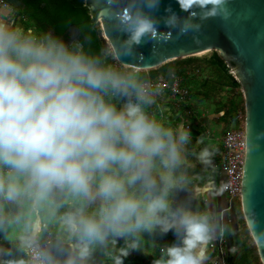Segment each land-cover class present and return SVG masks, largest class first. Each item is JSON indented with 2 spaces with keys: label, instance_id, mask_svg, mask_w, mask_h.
Wrapping results in <instances>:
<instances>
[{
  "label": "clouds",
  "instance_id": "1",
  "mask_svg": "<svg viewBox=\"0 0 264 264\" xmlns=\"http://www.w3.org/2000/svg\"><path fill=\"white\" fill-rule=\"evenodd\" d=\"M176 2L183 15L158 16L161 0H91L119 34L98 52L0 10V264H125L148 249L153 264H209L233 234L198 191L230 187L215 183L218 149L157 118L163 89L137 51L173 34L199 44L204 22L230 18V0ZM248 219L255 231L251 208ZM170 231L171 244L144 237Z\"/></svg>",
  "mask_w": 264,
  "mask_h": 264
},
{
  "label": "water",
  "instance_id": "2",
  "mask_svg": "<svg viewBox=\"0 0 264 264\" xmlns=\"http://www.w3.org/2000/svg\"><path fill=\"white\" fill-rule=\"evenodd\" d=\"M8 7L17 9L19 0H0ZM202 0H188L189 5L200 4ZM171 7L183 15L176 0H161L156 13L166 15L165 9ZM231 16L228 20L212 19L204 22L198 34L200 43L193 42L192 34L176 36L167 43L154 45L145 43L137 49L142 52L148 66L144 70L154 69L170 60L201 55L217 51L228 64L230 73L240 83L246 108L244 131L246 153L243 167L240 202L243 217L257 246L262 264H264V141H257L255 135L264 130V0H230ZM98 17H95L94 24ZM164 30V25H160ZM66 33L78 35L79 30L71 26ZM101 41L105 45L110 36L115 39L118 33L110 32L105 23L102 25ZM259 143V148L252 144ZM249 208L254 213L257 228L252 231L248 219Z\"/></svg>",
  "mask_w": 264,
  "mask_h": 264
},
{
  "label": "trees",
  "instance_id": "3",
  "mask_svg": "<svg viewBox=\"0 0 264 264\" xmlns=\"http://www.w3.org/2000/svg\"><path fill=\"white\" fill-rule=\"evenodd\" d=\"M78 5V2L73 3L71 0L70 2L33 0L27 10L12 11L19 24L51 31L61 37L66 35L69 27L74 26L86 37L87 44L98 52L102 44L96 31H92V18L88 14H81L78 8H75ZM144 71L150 74L154 81L163 80L169 84L174 80L179 81V95H174L169 90L165 91L166 97L172 101V117L180 116L173 124L179 120L194 122L191 112H197L200 108L206 111L211 108L217 116L216 126L221 127L224 134L233 128V125L237 129L244 128L246 108L241 85L230 73L228 64L217 51L170 60L154 69ZM233 210L236 225V230L232 234L234 250L226 261L229 264H262L257 246L243 217L240 201L234 203ZM173 240L176 242V236L170 231L163 235L157 244L165 245ZM119 243L123 244V241ZM152 255L145 260L137 259L130 254L125 261L128 264H153Z\"/></svg>",
  "mask_w": 264,
  "mask_h": 264
},
{
  "label": "crops",
  "instance_id": "4",
  "mask_svg": "<svg viewBox=\"0 0 264 264\" xmlns=\"http://www.w3.org/2000/svg\"><path fill=\"white\" fill-rule=\"evenodd\" d=\"M12 9L13 8L8 7L5 3L0 1V10H5L13 14ZM171 103H172L171 99L166 97L165 92L161 93V95L158 97V103L156 105V115L158 119H162L170 124H173L175 122V119H180V116L178 115L176 117H172ZM191 115L194 119V122L192 121H184V122L192 126L191 131L193 135V141H192L193 144L194 145L196 144V139L199 138V136L204 135L206 143H209L218 149L217 155L215 157V162L217 163L216 173H220L223 175L224 172L221 168V157L223 153L222 139L225 134L221 127L216 126L217 116L213 113V110L211 108L207 111L206 109L200 108L197 112L195 111L191 112ZM204 120H206L205 123H203ZM179 121H183V120H179ZM196 146L199 148V147H202L203 145H196ZM220 149H221V152H220ZM200 167L201 166L197 165V170H199ZM198 191L205 194L203 206L208 207L209 201L212 198V194H215L214 186L206 185L198 189ZM222 194L224 195L223 191H222ZM185 196L186 194L181 192L178 198H184ZM225 199H226V202H225L226 206L219 209V212L224 217V219L228 223H230V225L232 226L233 232H234L236 230L235 214L233 210L234 205H229L226 197ZM162 237L163 235L156 233L154 237L149 238V240H154L156 243H158L159 241H161ZM0 239H3L2 234H0ZM173 242L174 240L169 241L167 244H171ZM233 250H234V241H233L232 235L228 236L224 240L215 241L210 249L212 258L209 264H227L226 260L228 258V255H231ZM214 253L216 254L215 257L213 256ZM131 254L137 259L146 260L151 257V255L153 254V251L151 249H148L146 254L141 251H133ZM125 264H128V263L125 261Z\"/></svg>",
  "mask_w": 264,
  "mask_h": 264
},
{
  "label": "built area",
  "instance_id": "5",
  "mask_svg": "<svg viewBox=\"0 0 264 264\" xmlns=\"http://www.w3.org/2000/svg\"><path fill=\"white\" fill-rule=\"evenodd\" d=\"M162 86V92L169 90L174 95H179L178 80L169 84L163 80H156ZM161 95V94H160ZM161 114V113H160ZM192 129V126H190ZM223 153L221 157V168L225 175V182H229L230 187L222 189L229 205L240 201L242 187L243 167L246 153V136L243 129L231 128L222 139ZM212 247V246H211Z\"/></svg>",
  "mask_w": 264,
  "mask_h": 264
},
{
  "label": "flooded vegetation",
  "instance_id": "6",
  "mask_svg": "<svg viewBox=\"0 0 264 264\" xmlns=\"http://www.w3.org/2000/svg\"><path fill=\"white\" fill-rule=\"evenodd\" d=\"M33 0H19V2H16L15 4L18 6L17 9L19 10H27V8L29 7V4L32 2ZM66 2H70V0H65ZM73 1V3L78 2L79 5L77 7H75L81 14H88L90 15V17L92 18L93 21V25H92V31H96L99 40L102 44V47L104 46V44L101 41V37H102V25L105 23L102 17H98L97 19V23L94 24V20L96 16H93L90 12V5H91V0H71ZM83 1V2H82ZM82 3V4H81ZM13 10V9H12ZM65 41H67L68 43H71L74 39L75 40H81V41H85V43L87 44V39L85 36H82L80 31L79 34L73 35L70 33H66L65 36L62 37Z\"/></svg>",
  "mask_w": 264,
  "mask_h": 264
},
{
  "label": "rangeland",
  "instance_id": "7",
  "mask_svg": "<svg viewBox=\"0 0 264 264\" xmlns=\"http://www.w3.org/2000/svg\"><path fill=\"white\" fill-rule=\"evenodd\" d=\"M234 128V125L232 126ZM225 180V175L223 174H220V173H216V178H215V183L216 185H219L221 184L222 182H224ZM214 186V185H212ZM214 189H215V194H212V198L211 200L209 201V205H208V208L214 210V211H219V209L223 208L226 206L225 202H226V199L223 194H222V189L223 188H218V187H215L214 186ZM155 234H148V233H145L144 234V237L146 240H149V238H152L154 237ZM228 264V262H227Z\"/></svg>",
  "mask_w": 264,
  "mask_h": 264
}]
</instances>
